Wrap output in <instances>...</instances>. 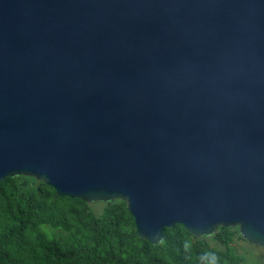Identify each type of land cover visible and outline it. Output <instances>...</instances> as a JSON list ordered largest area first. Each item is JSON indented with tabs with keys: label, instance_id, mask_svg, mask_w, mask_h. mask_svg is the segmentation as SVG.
Instances as JSON below:
<instances>
[{
	"label": "water",
	"instance_id": "obj_1",
	"mask_svg": "<svg viewBox=\"0 0 264 264\" xmlns=\"http://www.w3.org/2000/svg\"><path fill=\"white\" fill-rule=\"evenodd\" d=\"M122 201L153 246L264 248V0H0V183Z\"/></svg>",
	"mask_w": 264,
	"mask_h": 264
},
{
	"label": "trees",
	"instance_id": "obj_2",
	"mask_svg": "<svg viewBox=\"0 0 264 264\" xmlns=\"http://www.w3.org/2000/svg\"><path fill=\"white\" fill-rule=\"evenodd\" d=\"M235 237L237 228L195 238L175 225L153 246L137 237L122 201L96 213L32 178L0 183V264H243Z\"/></svg>",
	"mask_w": 264,
	"mask_h": 264
},
{
	"label": "rangeland",
	"instance_id": "obj_3",
	"mask_svg": "<svg viewBox=\"0 0 264 264\" xmlns=\"http://www.w3.org/2000/svg\"><path fill=\"white\" fill-rule=\"evenodd\" d=\"M103 205L102 203L91 204L96 213L101 212ZM232 247L235 254L244 259L243 264H264V248L250 245L238 237L234 238Z\"/></svg>",
	"mask_w": 264,
	"mask_h": 264
}]
</instances>
